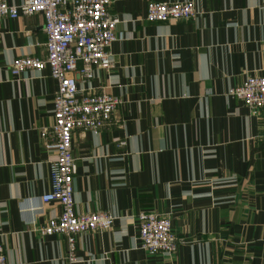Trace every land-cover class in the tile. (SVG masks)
<instances>
[{
  "label": "crops",
  "instance_id": "crops-1",
  "mask_svg": "<svg viewBox=\"0 0 264 264\" xmlns=\"http://www.w3.org/2000/svg\"><path fill=\"white\" fill-rule=\"evenodd\" d=\"M20 3L23 0H6ZM152 1H193L197 17L151 22ZM118 37L112 65L79 77L84 92L122 99L115 123L77 130L76 210L105 211L113 228L76 235L39 230L59 215L51 189L57 81L50 69L14 77L19 56H47L42 13L0 23V243L7 264H264V108L229 97L264 76V0H112ZM172 220L173 254L141 246L137 215Z\"/></svg>",
  "mask_w": 264,
  "mask_h": 264
},
{
  "label": "built area",
  "instance_id": "built-area-1",
  "mask_svg": "<svg viewBox=\"0 0 264 264\" xmlns=\"http://www.w3.org/2000/svg\"><path fill=\"white\" fill-rule=\"evenodd\" d=\"M112 0H23L9 3L0 0V23L5 18L42 13L47 34V56H19L10 71L20 78L29 70L50 69L58 83L54 97L52 125L41 130L45 147L55 150L51 163V189L41 197L42 203L58 202L62 212L40 227L44 235L60 234L68 239L69 258L75 259L76 235L113 228L117 217L109 212L79 213L76 210L74 179L77 174L73 154V136L77 130L99 134L115 123V113L122 99L105 90L83 92L79 77L95 78L98 68L112 65L111 46L118 37V17L110 12ZM193 1H152L146 19L151 22L181 21L197 17ZM229 97L243 100L251 109L264 108V76L249 75L231 87ZM142 248L151 253L173 254L177 237L172 220L156 212L137 215ZM0 264H7L5 246L0 243Z\"/></svg>",
  "mask_w": 264,
  "mask_h": 264
}]
</instances>
